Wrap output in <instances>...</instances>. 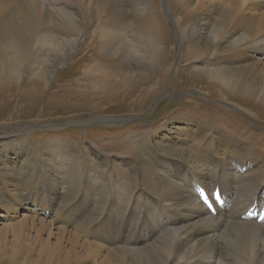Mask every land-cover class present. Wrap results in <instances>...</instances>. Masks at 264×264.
Instances as JSON below:
<instances>
[{
  "label": "rangeland",
  "instance_id": "rangeland-1",
  "mask_svg": "<svg viewBox=\"0 0 264 264\" xmlns=\"http://www.w3.org/2000/svg\"><path fill=\"white\" fill-rule=\"evenodd\" d=\"M261 43L264 0H0V264H186L149 182L264 178Z\"/></svg>",
  "mask_w": 264,
  "mask_h": 264
},
{
  "label": "bare ground",
  "instance_id": "bare-ground-1",
  "mask_svg": "<svg viewBox=\"0 0 264 264\" xmlns=\"http://www.w3.org/2000/svg\"><path fill=\"white\" fill-rule=\"evenodd\" d=\"M202 23L203 21L197 23L194 28L203 36L207 27L205 21ZM258 44L259 41L255 43ZM256 47H258L256 50L263 54L264 47ZM236 153L237 150H234L232 154ZM163 156H169L171 160L169 171L172 169L173 173L163 181L168 172H162L158 174L156 181L149 182V185L151 189L161 188L163 196L158 198V204L168 203L179 209V222L182 225L171 233L178 235V241L172 245L173 249L177 248L176 250L181 253H187L181 263L213 264L215 257H219L217 259L219 264H264V178L254 180L255 171L247 168L249 163L246 161L239 160L237 163L238 161L226 160L223 164H216L213 167L208 161L207 164L198 167L191 164L187 157L183 160V156L169 155V150ZM242 166H245V169ZM179 170L183 171L182 176L178 175ZM173 177L178 179L175 180ZM200 178L203 180L200 181ZM199 182H202L200 186ZM186 185L190 188L185 189ZM233 187L236 188L235 191L231 190ZM260 200V210L255 213L254 208ZM93 205V211L96 212L100 202ZM227 207L229 210L225 212ZM155 214L153 209L150 216ZM156 215L159 220L156 219L152 226L148 227L151 231L149 236L158 233L159 237L166 238L163 234L166 235L174 229L170 225L175 224L177 219ZM145 216L144 212L138 216L139 219L134 222L136 226ZM132 239V235L126 237L127 242Z\"/></svg>",
  "mask_w": 264,
  "mask_h": 264
}]
</instances>
